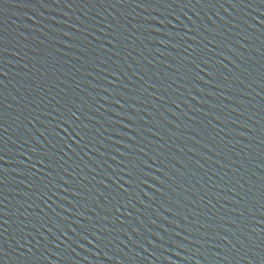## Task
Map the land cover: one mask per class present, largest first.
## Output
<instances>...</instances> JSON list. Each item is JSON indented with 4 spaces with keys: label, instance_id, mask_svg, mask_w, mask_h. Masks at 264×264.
I'll return each instance as SVG.
<instances>
[{
    "label": "water",
    "instance_id": "95a60500",
    "mask_svg": "<svg viewBox=\"0 0 264 264\" xmlns=\"http://www.w3.org/2000/svg\"><path fill=\"white\" fill-rule=\"evenodd\" d=\"M43 2L46 4L42 6L41 0H0V37L9 40L10 52L16 53L7 55L6 58L11 61L4 69L8 73L4 76L7 84L0 85V101H3L0 111L6 112L4 127L8 129L5 138L11 150L9 154L13 155V158L22 159L15 157V152H27V148L31 147L30 144L24 145L21 138H29L28 134L20 132L17 128V125H20V128L27 126L31 129L25 120V117L30 118L27 108L30 107L33 110L31 115L35 116H39L40 111L50 112V108L45 109L43 104L39 107L36 104L28 105V101L34 96L39 98L35 92L31 96L28 93L44 79L41 73H48L47 78L58 85L49 98L56 96L59 99L65 95L60 91L61 88L74 90L75 96H84L85 99H88L89 93L97 99L104 96V100L95 103L97 110L91 113L94 120L89 124V129L95 135L93 144L89 146L93 147L92 152L84 155L83 152L73 150L69 153L67 164L63 159L60 160L61 167L72 172L74 179L69 178L70 184L73 187L77 183L80 184V195L74 198L68 193L57 192L56 202L57 205L62 203L68 209L67 213L61 209L57 211H60L61 215H67L70 220L79 219V216L71 215L73 212H79L92 217L91 223L96 224L99 217L93 198L89 197L91 190L95 189L91 194L95 195L97 203L102 201L107 205L109 211L108 218L100 222L108 231L101 233L103 239L99 247H93L97 243L94 239L93 244H88L80 241L79 236L73 239L80 243L81 247L71 244L68 248L65 244L56 248L41 241V252L47 247L49 252L56 254L48 256V253L44 252V255L48 256L46 264H197V259L200 264H235L236 260L246 264L241 259L246 254L245 249H241L240 255L236 256L232 248H240V245L235 243L237 238L249 247L252 246L248 241L249 236L253 237L255 243H259L255 234L247 229L251 224V217L246 211V208L256 207L254 201L260 197L259 170L256 169L255 163L259 162L260 156H264V143H261L264 141V91L261 89L264 85L260 83L264 76V32L257 28L255 21L251 19L252 15L257 14L251 9H232L227 4V12L218 5L211 10L207 7H202L201 10L189 5L198 16L187 9L184 10L185 14L180 16V20L184 25L194 28L192 33L186 35L195 36V30H199L202 36L214 41L209 45L212 52L207 53L206 58L209 59L213 73L222 74L215 75V78L209 77L206 75L209 68L205 67V72L200 73L201 80L196 81L191 76L180 79L184 76L183 71H175L179 66L177 57L180 49L167 47L170 43L168 38L145 31L144 27H132L133 24L155 26L140 19L144 15L159 18L158 13L152 12L151 9L147 13L142 9H111L108 5L97 7L85 4L84 0H67L70 5L64 4L65 0L55 4L52 0ZM179 8L177 5L176 15H179ZM245 11L249 15L246 16ZM125 12L130 14L120 15ZM109 13L119 17V29ZM209 16L212 17L211 21ZM257 22L259 23L258 15ZM173 23L179 24L178 21ZM249 24L253 27L250 28ZM124 25L127 26V32L123 30ZM204 29L209 31L205 32ZM163 30L171 31V28L165 27ZM117 35L118 40L114 39ZM161 39L164 40L163 44L155 43ZM109 40H112V44L108 43ZM172 42L181 43L179 40ZM186 43L196 46L194 41ZM203 43L206 41L201 42ZM85 53L88 54L87 59ZM174 58L177 60H173ZM169 64L172 68L168 67ZM110 72H115L120 80L117 81L114 76L109 75ZM223 76L228 79H223ZM93 77L96 79L93 80ZM173 79L176 83H173ZM108 80H112V86L107 84ZM203 80H208L209 83L204 84ZM93 84L107 87L108 93L102 92L99 87L93 89ZM121 84L126 85V88L119 87ZM213 84H219L220 87L214 88ZM196 88L203 91L197 92ZM80 89L84 91L81 92ZM117 92L135 98L128 100V103L137 109L134 125L123 119L124 115L129 114L127 109L120 117L112 115L120 111L110 103L116 98ZM207 92H214L215 95L207 96ZM89 103L93 102L89 100ZM108 108L112 111H106ZM233 108L236 109L235 112L232 111ZM39 118L47 124L50 116ZM96 120L99 121L98 124ZM109 120H120L129 126L122 129L123 124L115 125V121ZM36 126L40 127L39 124ZM4 127H0V132H4ZM105 128L108 131H104ZM133 128L136 129L135 132L132 131ZM221 128L224 129L223 132L220 131ZM116 131L121 132L120 137L113 134ZM32 132L35 133V130L32 129ZM61 132L68 134L67 129L63 127ZM153 132L156 133L155 136L152 135ZM131 136L133 139L129 141ZM116 140H119V144H114ZM13 141L16 143L13 144ZM73 143L83 149V145L74 138ZM125 144L128 145L127 148L122 147ZM210 148L212 151H209ZM136 149H143L147 155L136 152ZM121 151L126 155L131 151V154L139 155L149 163L156 161L149 175L161 183L157 184L153 180L148 183L152 184L153 188L161 187L164 195L154 194L152 189L145 186L144 191L153 197L149 200L139 189L131 186L127 195H135L130 203H126L125 198L121 196L120 205L123 207L113 215L112 205H115L116 201L112 200V204H108L111 195L105 199L101 194L105 189L99 181L109 177L115 181L119 191L110 186L108 192H115L116 195L123 192L125 177L116 168V162L111 160V156H115L117 162L122 159L117 155ZM89 160L111 163L112 170L117 172L120 179L112 176L106 166L97 169ZM12 167H16L17 171L22 170L20 166ZM119 167L122 168L123 165ZM156 167L161 169L160 173L155 171ZM91 168L94 171L90 172ZM252 172H257L256 177L252 176ZM81 176L84 180L80 179ZM13 178L17 181H12ZM19 179L22 177H15L14 172L9 175V180L14 184L10 185V225L7 226L11 247L7 249L8 257L0 260V264H24L31 255L28 248L36 244V240L28 236V233L32 232V236L39 239V235L32 228L33 223H36L37 228L39 223L33 218L39 219L40 207L50 214L55 207L50 200L39 201V207H18L17 200H23V197L17 196L12 189L25 191L23 185H19ZM105 183L110 182L105 179ZM60 195L64 196L63 201ZM242 196L245 200H241ZM67 200H72L77 207L73 208ZM140 201H143V204ZM161 204L170 208V211L165 212L164 208L160 207ZM89 208L92 211H88ZM104 211L102 207L100 215H103ZM173 211L178 212V215L173 217ZM209 216L212 217L211 220L207 219ZM167 220H174L175 223L168 224ZM137 221L143 222L142 227ZM82 222L88 225V221ZM176 224H179L180 228H176ZM189 226L192 232L199 234L197 239H200L204 247L185 243V248L189 249L185 252L171 246L170 241L177 239L172 233L178 231L185 235L182 229ZM132 228H137L140 235L134 234ZM163 228H167L168 232H163ZM222 229H228L229 232H223ZM93 230L89 228V231ZM153 233L155 235H152ZM229 233H234L235 237H231ZM205 234L224 235L229 239L227 242L208 241L204 238ZM129 236H132L135 244L129 240ZM89 239L92 237L89 236ZM141 244L143 247H139ZM211 244L219 246L214 248ZM165 248L167 251H164ZM177 251L179 256L175 255ZM200 253H206V257ZM184 256L192 259H181ZM225 256L228 257L227 261L223 259Z\"/></svg>",
    "mask_w": 264,
    "mask_h": 264
},
{
    "label": "snow or ice",
    "instance_id": "6c2138e0",
    "mask_svg": "<svg viewBox=\"0 0 264 264\" xmlns=\"http://www.w3.org/2000/svg\"><path fill=\"white\" fill-rule=\"evenodd\" d=\"M60 2V0H52V3L55 4ZM85 4L102 7L103 5H108V8L117 9V8H129V9H142L143 12H148L149 9L152 12H156L159 15V18L150 15L141 16L140 19L144 22H148L149 24H154L155 26H147L144 25H136L133 24V28L144 27L145 31H149L151 33L160 35L161 37H166L170 41L167 47L172 49H180L178 53V61L179 66L175 69L177 73L181 70L184 73V76L180 77V79H186L187 77L191 76L192 79L196 81H200V73L205 72V67H208L209 70L206 75L209 77L215 78V75H222V74H214L212 68L209 66V59L206 58L207 53L212 52V48L209 45L214 43L213 40L207 39V36H202L199 30H195V36L186 35L187 33H192L194 31L193 27H188L187 25L183 24V21L180 20V16L184 15V10L187 9L189 12H192L193 15L198 16V13L192 11L188 6L192 5L193 8H199L202 10V7H207L211 10L213 7L217 5L219 8L224 9L226 12L228 11L225 8L227 4L228 7L232 9H251L253 13H256L259 16V23L257 22V15H252L251 19L255 21V24L260 28L262 32H264V0H84ZM46 4L41 0V5L43 6ZM66 5H70L71 3L65 0ZM177 5L180 6L179 8V15L175 14V10H177ZM108 8H105L107 10ZM171 9L172 11H169ZM257 9L259 11L257 12ZM163 10V11H161ZM130 13H121V16H127ZM246 16L249 15L247 11L244 13ZM112 17L113 21H116L117 29L121 27L119 23V17L113 16L112 13H109ZM231 15V13H229ZM171 17V19H169ZM135 18V17H134ZM191 19V18H189ZM208 19L211 21L212 17L209 16ZM173 21H178L179 24L173 23ZM215 22L213 21V24ZM111 27V25H108ZM165 27H170L171 31H164ZM249 27H253V25L249 24ZM123 30L127 32V26H123ZM205 32H208L209 29H204ZM185 33L182 35L181 33ZM66 35V34H65ZM199 37V39H197ZM114 39L118 40L119 36L117 35ZM127 39V37H125ZM179 40L181 43L177 44L172 41ZM186 41H194L196 46H193V43H186ZM202 41H206V43L201 44ZM108 43L112 44V40H109ZM157 44H163L164 40L155 41ZM9 40L0 37V85H6L7 83L4 80V76L8 75L5 72V65L9 64V61L6 57L7 55H15V52H10L8 48ZM115 47V44H113ZM243 47V45H241ZM231 51V49H229ZM95 51V50H93ZM187 53L186 55H182L181 53ZM164 55V53H161ZM264 55V53H262ZM88 54L85 53V58L87 59ZM79 59V58H78ZM227 59V57H225ZM173 60H177L174 58ZM103 63V61H101ZM151 63V61H149ZM131 67V65H129ZM169 68H172V65H168ZM239 67V65H237ZM79 71V69H77ZM99 71H103V69H99ZM231 71V70H229ZM90 75V73H89ZM109 75L114 76L117 81L120 80V77L115 72H110ZM135 75V73H133ZM41 76L44 77L42 81H40L36 87L32 88V92H29V96L35 92L39 98L37 99L34 96L31 100L28 101V105L36 104L38 107L39 105L43 104L45 109L50 108V112L47 110L40 111L39 116L31 115V111H33L30 107L27 109L29 110V116L25 117L27 121V125L29 127L20 128V125H17V128L20 132L27 133L29 138H23L24 145H31V147L27 148V152L24 151H17L15 152V157H20L22 159L13 158V155H10V149L8 148V140L5 138V133L8 131L6 127H4V118L6 116L5 111H0V127H4V132H0V260L8 257L7 249L11 247L10 245V238L8 234V227L10 225L9 220V205L11 201L9 200V196L11 195L10 192V185H14L12 181H17V179L13 178L12 181L9 180V175L14 172L15 177H22L19 179V185H23L25 191L21 192L16 189H12L15 191L17 196L23 197V200H17L18 207L21 208H34L39 207V201H51L52 204L55 206L53 207L52 213L45 212L43 207H40V215L39 219L33 218L37 223H39V227H36V223L32 224V228L36 231L39 235V239L37 240L35 236H32V232L28 233V236H31L33 240H36V244L33 247L28 248L29 255L27 260L24 264H46L48 260V256L56 255L54 252H49L47 247L44 248L43 252H41V241L45 242V244L52 245L56 248H59L61 245L67 244L68 248H70L71 244H76V247H81L80 243H77L73 237L79 236L80 241L86 242L88 244H93V239L97 242L93 247H99L102 243V235L101 233L108 231L107 228L103 227L100 222L104 221L109 216V211L107 205H104L102 201L97 203V198L95 195H92V192H95V189H92L89 193V197L93 198V203L95 204V209L97 210V219L96 224H92L91 220L92 217L85 216L79 212H73L71 215L73 217L79 216V219H69L67 215H61L60 211L57 209H61L64 213L68 212V209L63 206L62 203L57 205L56 202V195L57 192L59 193H68L72 197H77L80 195L78 189L80 188V184L77 183L75 187L70 184L69 178H73L72 172L64 170L60 165V160L63 159L64 163L67 164L68 160L70 159L69 153L73 152H83L84 155H87L89 152H92L93 147H89L93 144V140L95 135L91 133L89 129V124L94 120V116L91 114L97 109H95V103L100 100H104V96L97 97L88 94V99H85L84 96H75L74 90L67 91L65 88H61L60 91L64 92L65 95L60 96L59 99L56 96H51L50 93L58 86L57 83L51 82L48 77V73H41ZM127 78V77H126ZM171 78V77H169ZM59 78H57L58 80ZM96 77H93L95 80ZM223 79L227 80V76H223ZM59 83H64V81H59ZM173 83H176V80L173 79ZM202 83L208 84V80H203ZM261 85H264V76L261 79ZM107 84L112 86V80H108ZM79 85H77L78 87ZM93 89L97 87L100 88L102 92L108 93V88L103 87L102 85H91ZM121 88H126V85H119ZM149 87H156V85H149ZM170 87V86H169ZM214 88L220 87L219 84H213ZM71 88V85H70ZM262 91H264V87H261ZM147 91V89H144ZM197 92H202L203 90L200 88L195 89ZM81 92L84 89H80ZM2 92V89H0ZM43 92L44 95H39V93ZM59 95V93H57ZM111 95V94H109ZM151 95V93H149ZM207 96L215 95L214 92H207L205 93ZM259 95V93H257ZM129 99H135L134 97H126L121 92L116 93V98L112 99L110 103L118 108L120 111H116L112 113L114 117H120L124 110H128L127 115L123 116L125 121L132 123L133 125L136 123V116L137 109L133 107L132 104L128 103ZM160 99V97H157ZM195 99V97H193ZM227 99V97H225ZM89 100L93 103H89ZM54 102V103H53ZM107 102V101H106ZM138 103H143V101H137ZM3 105V101H0V106ZM103 107V105H100ZM155 107V105H153ZM179 107V105H177ZM95 109V110H94ZM87 110V111H85ZM106 111L111 112V108L106 109ZM233 112L236 111L235 108L232 109ZM50 119L47 124L44 123L43 119L39 117H49ZM19 119V116L16 117ZM214 119H218V117H214ZM115 121V125L123 124L122 129H127L129 124L128 123H121L120 120H109ZM98 124L99 121L96 120ZM39 124L40 127L36 125ZM61 127L67 129V135H64L61 132ZM214 127V126H213ZM32 129L35 130V133L32 132ZM104 131H108V129H104ZM132 131H136L135 128ZM221 132L224 131L223 128L220 129ZM120 131H116L113 134L116 137H120ZM152 135H156L155 132ZM91 138L89 139V137ZM73 138L79 142V144L83 145V149H80L76 143H73ZM133 137L131 136L128 140L131 141ZM16 141H13L15 144ZM264 143V141H261ZM114 144H119V140L114 141ZM20 145L17 147L19 148ZM102 148L104 146H101ZM122 147L127 148L128 145H123ZM87 150V151H84ZM115 151V149H113ZM209 151H212L210 148ZM136 152L143 153L145 156L147 153L143 152V149H136ZM95 153V152H93ZM101 156L103 153H99ZM122 159L116 160L115 156H111V160L115 161L117 164V169H119L120 173H122L125 177L124 181V190L119 195H116L115 192L109 193L108 189L111 186L112 188L116 189L115 181H112L109 177H105L108 179L110 183H105V179H101L99 183L103 185L105 192H101V194L108 199L109 195H111V199H108V204H112V200L116 201L115 205H112V214L114 215L115 212H119L120 208L123 205H120V198L123 196L125 198L126 203H130L132 196L135 195L133 193L132 196H128V192L131 186H135L136 189H139V192L142 193L145 197H148L149 200H152L153 197L149 196L148 192L144 191V187L147 186L148 188L153 190L154 194L164 195L161 187L153 188V185L148 183L149 180L155 181L157 184H160V181H156L154 176L149 175V171L153 168V165L156 163L155 160H152L151 157H148L149 160H152L151 163L141 159L139 155L130 154L126 155L125 152H118ZM258 163H255L256 169L259 170V190H260V197L259 199H255L254 204L257 205L254 208H246L248 215L251 217V224L247 226V229L250 233L255 234L256 240L259 243H255L252 236L248 237V241L251 243V247L242 243L238 238L235 240V243L240 245V248H236L233 246L232 251L236 254V256L240 255V250L245 249L246 254L241 257L246 264H264V156H260ZM66 158V159H65ZM95 168L100 169L105 167L111 171L112 176H116L117 179H120V176L117 175L115 170H112V164L108 163L107 161L103 162H93ZM219 163V161H217ZM13 165L20 166L22 168L21 171H17L16 167H12ZM123 165V167H119ZM79 166V165H78ZM87 167V165H85ZM35 169V170H34ZM41 170H43V175H41ZM94 171V169L89 170ZM155 171L160 173L161 169L159 167L155 168ZM105 173V172H104ZM103 173V175H104ZM99 174V173H98ZM257 172H252V176L256 177ZM49 176L52 178L50 179ZM63 177V178H61ZM81 180H84V177H80ZM95 179V177H94ZM63 185V186H61ZM251 190V189H249ZM118 192L119 189H116ZM231 191V189H229ZM62 197L61 201L64 200V196ZM87 199V197H86ZM241 200H245V197L242 196ZM143 204V201H140ZM69 205H72L73 208L77 207V204H74L72 200H67ZM247 203V202H246ZM104 208V214L100 215V209ZM160 207L164 208L165 212H169L170 208L165 207L164 204H161ZM88 211H92L91 208ZM23 215V214H22ZM173 217L178 215V212H171ZM243 216V213H241ZM96 217V218H97ZM259 217V218H257ZM27 219V217H25ZM119 220V217L116 218ZM207 219L211 220L212 217H208ZM42 221V222H41ZM82 221H88V225L86 226L85 223ZM142 227L143 222L137 221ZM168 224H174V220H167ZM191 225V221L188 222ZM229 223H236V221H229ZM123 224V223H121ZM176 228H180L179 224L175 225ZM27 227V225H26ZM201 227H205V225H201ZM89 228L94 229L93 231H89ZM42 229V231H41ZM131 231L136 234L140 235L137 228H132ZM163 232H168L167 228L162 229ZM185 235H181V232H173L177 239L170 241L171 246H175L178 250H183L185 252L189 251L188 248H185V243L191 245H199L201 248L204 247L201 244L200 239H197L198 233H194L191 230V227H185L182 229ZM223 232H229L228 229H222ZM125 235H128L125 233ZM152 235H155L154 233ZM231 237H235L234 233H229ZM89 236L92 239H89ZM129 240H132V236L128 237ZM208 241L214 240H221L227 242L229 237L224 235L215 234L213 236H207L205 234L204 237ZM14 239V237H13ZM156 239H160V237H156ZM67 242V243H66ZM133 244L135 241L132 240ZM123 243V241H121ZM148 243H152L148 241ZM217 244H211V247H218ZM139 247H143V245H139ZM155 247V245H153ZM33 248H35V253H39L36 255L33 253ZM68 248H65L66 250ZM146 251V249H145ZM167 251V248L164 249ZM199 251V248L197 249ZM44 252L48 253V256L44 255ZM175 255L179 256V251L175 253ZM201 256L206 257V253H200ZM214 255V253H213ZM184 260H191L192 258L189 256L181 257ZM224 260H228V257H223ZM235 259V257H234ZM197 264H200V260L197 259ZM235 264H241L240 260H236Z\"/></svg>",
    "mask_w": 264,
    "mask_h": 264
}]
</instances>
